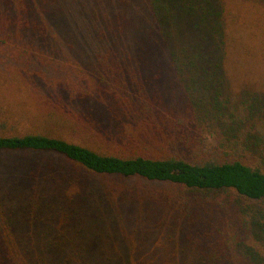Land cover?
Instances as JSON below:
<instances>
[{"label": "trees", "instance_id": "1", "mask_svg": "<svg viewBox=\"0 0 264 264\" xmlns=\"http://www.w3.org/2000/svg\"><path fill=\"white\" fill-rule=\"evenodd\" d=\"M247 5L264 13V0H0V63L48 94L33 118L124 114L159 129L122 130L121 149L102 151L0 109V153L12 155L0 159V264H264V167L229 153L264 159V24L244 38ZM86 101L97 109L75 115ZM153 140L166 153L148 151ZM100 177L187 192L108 190Z\"/></svg>", "mask_w": 264, "mask_h": 264}, {"label": "rangeland", "instance_id": "2", "mask_svg": "<svg viewBox=\"0 0 264 264\" xmlns=\"http://www.w3.org/2000/svg\"><path fill=\"white\" fill-rule=\"evenodd\" d=\"M243 17L245 20L244 22L250 25L246 30L242 29V32L245 33L244 38L252 35H261V29L263 28L262 26L264 24V13H262L261 10H258L256 7L247 5L243 8ZM230 28L231 32L234 35V33H237L238 30L242 28V26L241 23L231 21ZM61 40L62 44L66 47L68 41L63 40L62 38ZM71 60L72 58L70 57V61ZM19 82L20 81L15 76V71L13 69L7 68V65L5 63H0V109L8 108L9 110L16 111L11 113L19 115L18 120L21 122V125L24 126V128H28L30 130H48L51 133L63 137L69 141L81 143L82 145H86L96 149L100 148L102 149V151L121 149L123 145L118 141L119 137L117 133H119V135H122V130L124 131L123 134L128 135L129 133L135 131L141 136H147V138L153 137L156 133H159V129H152L151 127H148L145 131H141L140 128H136L135 119L132 117L126 118L124 114H117L116 117L105 115V118H103L105 120L104 124L102 118L98 116V113L97 118H99V120H96V122L93 121V117L87 116L88 120H91L88 123L89 126L83 124L85 120L84 117L78 118L76 122L77 124L74 123V118H70L69 122L62 124L56 123L52 120L45 121V119L43 118L35 119L31 116V114H37V112L41 108V104L43 103L42 99L47 97L48 94H45V92L41 91L36 85H22ZM51 86L54 87L53 85ZM75 97V99L67 97V100H70V103L67 104V107H75L76 101H80L81 99H83L77 94H75ZM86 102H88L89 104H85V107H80L79 110H75L77 111L74 113L75 115H78L79 112L89 114L87 112H84L83 110H85V108H92L91 106L97 109V105H92L89 101ZM43 104L45 105L46 102H44ZM21 112H24L26 114L22 115ZM207 143L210 146L216 144L215 137L213 135H209ZM160 146L161 145H158L156 140H153L152 144H149V148L147 150L150 152L161 151V153H166L165 150L160 149ZM229 153L232 154V157H238L253 165L260 164L264 167V159L259 155L253 154V152H245L241 149H233L230 150ZM21 154L25 156V158L39 161L41 164H46V162L48 163L49 161H51L54 163V165H57V167L64 170H69L73 173L82 172V175L84 174V171L73 165V163L67 160L64 156L58 154L36 152ZM11 157L12 155L10 153H0V159H2L3 161H9ZM97 180L99 185L108 187V190L120 189L122 190V192L124 190H126L127 192H129L130 190L131 192L135 193H142V191L145 190L150 191V193L165 192L172 194H184L187 192V190H184L180 186L173 187V185L165 183H152L139 178L124 180L118 178L112 179L100 177ZM114 196L116 197L117 194L115 193ZM122 196L123 195L120 194V199ZM129 209L131 210L132 208ZM152 233L153 235H150L151 238H148L150 242L154 241V239H162V237H164L162 234L159 235L158 231L156 230H154ZM130 234L131 232L126 234L127 237L125 236L124 239L126 240V244H129L130 246L134 245L135 247L136 244L132 241V239H130ZM122 235L123 234H121V236ZM142 240L143 237H139V239L137 238V246L143 248L145 242H142ZM153 246L157 248L160 245L154 241Z\"/></svg>", "mask_w": 264, "mask_h": 264}]
</instances>
